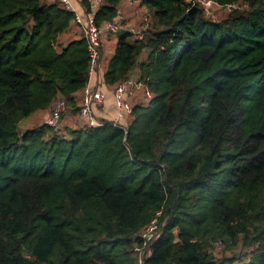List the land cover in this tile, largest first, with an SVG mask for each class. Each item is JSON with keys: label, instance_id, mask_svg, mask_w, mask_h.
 <instances>
[{"label": "trees", "instance_id": "obj_1", "mask_svg": "<svg viewBox=\"0 0 264 264\" xmlns=\"http://www.w3.org/2000/svg\"><path fill=\"white\" fill-rule=\"evenodd\" d=\"M123 1L81 3L104 27ZM206 1L224 7L218 19ZM139 5L147 26L113 33L103 81L115 89L136 64L149 101L127 94L117 125L90 126L85 38L57 43L74 14L0 0V264H264V0ZM58 99L60 128L80 127L18 131Z\"/></svg>", "mask_w": 264, "mask_h": 264}, {"label": "built area", "instance_id": "obj_2", "mask_svg": "<svg viewBox=\"0 0 264 264\" xmlns=\"http://www.w3.org/2000/svg\"><path fill=\"white\" fill-rule=\"evenodd\" d=\"M102 0H93L92 8L93 11L95 7ZM64 3V7L67 10H73L69 0H62ZM93 11L86 12L84 11L83 15H78L74 13V22L80 26L83 37L85 38L87 49L90 56V75L95 71L100 61V47H101V32L107 31L109 33H116L119 31L121 27H119V20L122 18L121 15H118L116 20L111 23H107L104 27H98L95 23ZM146 20V19H145ZM140 28L139 31L140 32ZM134 31L133 29H129ZM128 30V31H129ZM86 87L84 89V97L80 104V115L90 126H97L101 123L97 119L96 109H99L103 106L105 93L100 90ZM133 93V85L131 83H121L114 89L115 96V107H116V117L113 119L114 124L118 122L119 118H121L125 113H129L131 111V105L128 100H126L127 94ZM146 95H149V92L146 91ZM65 110V102L64 100H58L52 107L51 114L47 119L46 123L49 125L54 131L60 129L61 123V114ZM156 222L153 220L150 225L146 228L143 233V236L147 240H151L156 235ZM152 231L155 235H149L147 232Z\"/></svg>", "mask_w": 264, "mask_h": 264}, {"label": "rangeland", "instance_id": "obj_3", "mask_svg": "<svg viewBox=\"0 0 264 264\" xmlns=\"http://www.w3.org/2000/svg\"><path fill=\"white\" fill-rule=\"evenodd\" d=\"M205 7L207 9L206 10L207 15H210L213 19H218L220 17V15L222 14V12H224V7H219L215 4H212L211 1H206ZM120 9H121V12L123 13V16L124 15L126 16L127 22L131 23L132 26L141 25V27H138L137 31H139L140 28H145L147 26L146 23L140 24L142 18H143V20L148 19L147 17H145V15H148V12H147V8L145 6L139 5V0H125L121 3ZM148 17L150 19V16H148ZM125 27H127V26H125ZM134 40H135L134 36L128 37L129 42L133 43ZM116 41H117V35L116 34H113L108 40H106L104 42V45H103V41H102L101 50L103 49V52L101 51L102 56H101V60L99 62V66H100L102 71H105L108 60L110 59V57L112 56V54L114 52V49L116 46ZM147 53H148V50L143 49V51L137 56L136 60L140 61L141 59H144L146 57ZM136 69H137V65L135 64V66L132 68V71H134ZM135 97L138 98L139 101H143L145 103H148V101H149V99L144 98V97H147L145 95L144 88L143 89L139 88L138 90H136ZM58 100H63V99H58ZM132 102H134L133 99H132ZM78 104H79V99H78ZM52 107H51L50 111L52 110ZM42 117H43V110L36 111V112L26 116V117L21 118V120L17 124L18 131L23 132L26 129H30V128L36 126L37 124H41L43 122ZM97 119L99 120V117H97ZM69 121L70 122H68V125L66 122L64 124L65 126L61 125V128L56 131V133L58 135H61V133L63 135H65L66 128H69V127L70 128H78L82 125L81 121L74 119V118L69 119ZM147 233L149 235H155V233L152 231H148ZM219 248H220V246H218L217 249H219Z\"/></svg>", "mask_w": 264, "mask_h": 264}, {"label": "crops", "instance_id": "obj_4", "mask_svg": "<svg viewBox=\"0 0 264 264\" xmlns=\"http://www.w3.org/2000/svg\"><path fill=\"white\" fill-rule=\"evenodd\" d=\"M69 1H70V4H71L72 8H73V10H70V11L73 14L76 13L78 15H83L84 7H83V5L81 3V0H69ZM119 15L123 16V13L120 12ZM123 19H124L123 21H124L125 24H124V26H122V24L119 23V27H121L119 29V31L122 30V29H124L125 32H128L129 29L135 30L134 26H132L131 23L127 22L125 15L123 16ZM125 26H127V27H125ZM129 31H131V30H129ZM112 35H113V33H109L107 31H102L101 32V47H102V41H103V45H104V42L106 40H108ZM80 37H82V32H81L80 26L78 24H76L74 22V20H73L72 23L70 24V27L68 28V30L66 32H64L59 37L57 43L60 44V45L61 44H65V43H67L69 41H72L74 39H78ZM102 52H103V49H102ZM101 56H102V54L100 55V60H101ZM106 67H107V65H106ZM104 72L105 71L101 70V68L99 66V63H98L97 68L90 75V81L88 83V87L92 88V89L98 88V89L102 90L105 93V99H104L103 106L101 108H99V109H96V111H95L96 115L100 116V117H103L104 119H115L117 113H116L115 101H114V96H113L114 95V89L108 88L104 84V81H103ZM138 79H139V69H138V66H137L136 70H134V71L131 70L130 71V75H129V78H128V81H127V83H131L133 85V93L132 94H128L129 97H133L134 96L133 100L138 99V98L135 97L136 90H138L139 88H142V89L144 88L142 82H140ZM84 93H85L84 90L83 91H79L77 93V97L79 99V105L81 104L80 102H82V100H83ZM145 95H146V91H145ZM128 98H127V95H126V99L127 100H128ZM50 114H51V111L49 109L43 111L42 121L46 122L47 119L49 118ZM67 118L68 117H65L62 120L63 125L66 122H67V125H68V122H70L69 118L68 119Z\"/></svg>", "mask_w": 264, "mask_h": 264}]
</instances>
